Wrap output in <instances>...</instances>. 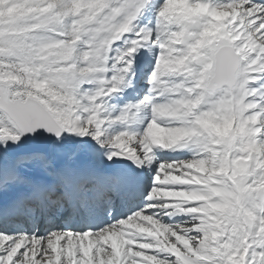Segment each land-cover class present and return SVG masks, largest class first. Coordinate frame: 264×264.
Here are the masks:
<instances>
[{
  "label": "snow or ice",
  "instance_id": "obj_1",
  "mask_svg": "<svg viewBox=\"0 0 264 264\" xmlns=\"http://www.w3.org/2000/svg\"><path fill=\"white\" fill-rule=\"evenodd\" d=\"M0 264H264V0H0Z\"/></svg>",
  "mask_w": 264,
  "mask_h": 264
}]
</instances>
